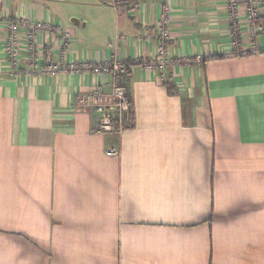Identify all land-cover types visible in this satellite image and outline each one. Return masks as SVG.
Returning <instances> with one entry per match:
<instances>
[{"label":"crops","instance_id":"obj_1","mask_svg":"<svg viewBox=\"0 0 264 264\" xmlns=\"http://www.w3.org/2000/svg\"><path fill=\"white\" fill-rule=\"evenodd\" d=\"M164 6L172 63L149 70ZM236 12L227 0H0V264H264V10L261 30ZM18 18L54 28L22 31L13 57ZM46 56L126 60L132 125L97 132L81 98L107 94L111 76L50 75Z\"/></svg>","mask_w":264,"mask_h":264},{"label":"built area","instance_id":"obj_2","mask_svg":"<svg viewBox=\"0 0 264 264\" xmlns=\"http://www.w3.org/2000/svg\"><path fill=\"white\" fill-rule=\"evenodd\" d=\"M233 11V15H237L236 10L243 7L257 30H261L263 25L259 23L261 13L264 10V0H227ZM171 9L169 6H164L160 15L157 46L151 57L143 63V66L149 70H160L167 64L172 63V58L166 50V42L170 38L168 24L170 22L169 14ZM9 36L6 42V52L11 56H16L19 49V39L21 32H50L54 26L50 23L39 22L32 19L18 18L8 23ZM70 38L68 32L62 33V40L66 41ZM189 58H177V63L189 62ZM194 61L199 63L201 59L195 57ZM128 62L119 59L115 56L104 61H95L84 59L75 62H68L65 65L58 64L51 56H46L43 59L42 72L47 74H55V72L64 70L70 73L73 72H88L94 74L110 75L112 86L107 94L100 92L87 95L84 99L81 98L82 104L96 113L98 117L96 131L103 132H120L123 125L127 123L131 105L127 97L126 88L120 84L121 77L126 73ZM118 153V148H110L106 151L107 155H115Z\"/></svg>","mask_w":264,"mask_h":264},{"label":"trees","instance_id":"obj_3","mask_svg":"<svg viewBox=\"0 0 264 264\" xmlns=\"http://www.w3.org/2000/svg\"><path fill=\"white\" fill-rule=\"evenodd\" d=\"M120 84H122V83H120ZM123 86H124V84H122ZM125 87V86H124ZM126 88V87H125ZM126 91H127V97H128V100H129V102H130V105H131V99H130V94H129V92H128V90L126 89ZM132 125V112L130 111V113H129V117H128V121H127V123H125L124 125H123V129L124 128H126V127H130Z\"/></svg>","mask_w":264,"mask_h":264},{"label":"rangeland","instance_id":"obj_4","mask_svg":"<svg viewBox=\"0 0 264 264\" xmlns=\"http://www.w3.org/2000/svg\"><path fill=\"white\" fill-rule=\"evenodd\" d=\"M261 21H259V23H260ZM262 23V22H261ZM263 24V23H262ZM122 82V78H121V80H120V82L119 83H121Z\"/></svg>","mask_w":264,"mask_h":264}]
</instances>
